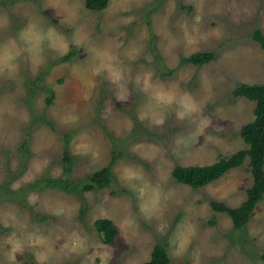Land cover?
<instances>
[{"label": "rangeland", "instance_id": "1", "mask_svg": "<svg viewBox=\"0 0 264 264\" xmlns=\"http://www.w3.org/2000/svg\"><path fill=\"white\" fill-rule=\"evenodd\" d=\"M32 21L54 27L67 50L58 44L45 48L40 63L22 55L14 70H0V185L7 187L0 197V264H36L31 248L13 262L6 242L25 224L61 238L47 264H140L155 244L166 249L170 264H264V196L240 229L210 206L212 200L237 206L246 198L248 159L197 189L171 177L175 165L210 164L246 147L239 130L253 119L255 102L232 90L264 83V49L253 39L257 29L264 35V0H109L100 11L86 9L84 0H0V45ZM98 49L111 51L126 70L119 88L103 71H91L89 58ZM198 51L217 58L201 65L181 61ZM146 73L153 83L189 92L209 119L189 147L176 149V137L188 135L191 126L171 109L162 125L140 118L145 95L134 78ZM40 76L33 95L30 82ZM121 94L127 99H117ZM71 113L79 119L65 123ZM81 138L91 145L86 154L76 151ZM64 146L73 158V179L106 166L116 151L109 186L83 193L53 187L12 192L43 175H60ZM125 163L142 166L168 194L158 216L145 220L140 214L134 192L119 179ZM129 216L137 221L131 229L124 223ZM186 217L195 235L174 254L168 240ZM100 218L117 227L109 243L95 229Z\"/></svg>", "mask_w": 264, "mask_h": 264}, {"label": "clouds", "instance_id": "2", "mask_svg": "<svg viewBox=\"0 0 264 264\" xmlns=\"http://www.w3.org/2000/svg\"><path fill=\"white\" fill-rule=\"evenodd\" d=\"M58 44L62 45L64 51L67 50V41L54 27H44L39 22L32 21L8 43L0 45V70H14L18 58L22 55H26L35 63H40L45 48H57ZM89 64L91 71L96 74L103 71L118 88L128 78L126 70L120 66L117 57L107 49L96 50L89 58ZM134 82L139 91L145 95V107L140 113L141 119L148 118L152 123L162 125L168 110L171 109L178 120L191 126L188 135L176 137L175 145L178 151L195 143L198 135L203 134V129L209 125V119L203 115L198 101L189 92H178L162 82L153 83L151 73L135 77ZM117 99L125 100L127 95H118ZM78 119V114L71 113L64 117V122L75 123ZM90 150L91 145L85 138H81L76 145V151L86 154ZM119 179L134 192L138 210L145 220L161 214V204L168 199V194L159 182H153L149 178L142 166L131 163L122 164ZM61 211L57 209L54 214L59 215ZM124 223L127 228L131 229L136 226L137 221L135 217L129 216ZM195 231L196 226L190 218L186 217L178 222L168 240L171 251L174 254L184 252L195 235ZM60 239L59 236L53 238L35 229H29L25 224L19 233L11 232L6 242L10 245L13 262H16V253L31 248L36 264H47ZM74 239L83 243L78 235H75ZM105 264H107L106 261Z\"/></svg>", "mask_w": 264, "mask_h": 264}, {"label": "trees", "instance_id": "3", "mask_svg": "<svg viewBox=\"0 0 264 264\" xmlns=\"http://www.w3.org/2000/svg\"><path fill=\"white\" fill-rule=\"evenodd\" d=\"M108 2L109 0H84V6L91 11H100L107 7ZM253 39L264 49V35L260 30L254 31ZM216 58L215 52L198 51L183 57L181 61L201 65ZM41 80L42 76L30 82L31 94L35 95L41 88ZM52 95L53 92H51L50 97L46 98L48 104L52 102ZM232 95L234 97H245L255 102L253 119L243 124L239 130V135L246 147L229 155L221 156L210 164L175 165L171 170V177L178 183L197 189L216 181L231 169L240 167L248 159L252 184L246 189V198L237 206H229L216 200L210 201V206L214 211L226 213L231 219L234 229H240L248 222L252 210L264 196V83H242L232 90ZM41 117H44V114H41ZM41 119L38 118V120ZM21 147L25 152V142L21 144ZM116 153V151L115 153L112 152V160L106 166L85 175L82 179H73L71 177L73 158L67 147L64 146L62 150L63 166L60 175H43L12 192L42 190L46 187H53L66 192L83 193L107 187L111 181V168L115 162ZM6 188L5 184L0 185V197L2 193L7 192ZM94 226L103 243L111 242L117 234V227L109 219H97ZM140 264H170V258L161 244H155L150 258Z\"/></svg>", "mask_w": 264, "mask_h": 264}]
</instances>
